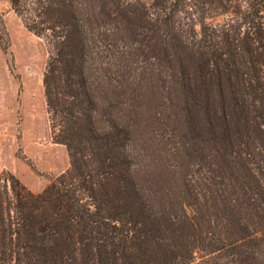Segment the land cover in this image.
<instances>
[{"label": "trees", "instance_id": "trees-1", "mask_svg": "<svg viewBox=\"0 0 264 264\" xmlns=\"http://www.w3.org/2000/svg\"><path fill=\"white\" fill-rule=\"evenodd\" d=\"M47 1L46 17L39 22L28 14L29 9L20 7V0L11 1L29 31L53 41L54 51L43 77L47 106L58 111L56 80L64 81L70 91L72 69L78 67L84 96L81 103L91 117L96 108L84 77L86 41H96L98 21L108 18L111 24L116 17L96 11L101 0H88L92 12L86 17L83 12L77 14L75 1L85 6L87 0H58L61 5L56 7V0ZM34 11L35 18L41 16L36 7ZM141 16L154 40H164L162 59L169 72L166 92L179 91L184 118L197 145L199 180L213 199L217 218L234 215L237 207L256 218L252 225L257 226L239 238L241 244L234 239L226 246L237 249L234 252L242 256L244 264H264V0H152L142 5ZM117 28L115 22L102 43L114 46ZM74 43L80 44L78 63L70 53ZM1 47L8 52V43L1 42ZM155 51L154 58L160 61L156 58L159 50ZM193 72L202 77L204 87L202 98L194 105ZM210 113L216 140L213 160L208 138ZM74 138L70 127L59 123L52 139L66 146L70 167L41 192L30 191L10 172L0 176V264H117L118 259L124 264L130 254L139 258L144 250V239L125 226L129 216L122 205L113 202L114 191L105 186L111 178L102 172L103 167L114 164L115 151L130 138L103 142L92 135L86 140L87 147ZM91 164L94 166L89 168ZM233 169L240 175L234 187L229 182Z\"/></svg>", "mask_w": 264, "mask_h": 264}, {"label": "rangeland", "instance_id": "rangeland-1", "mask_svg": "<svg viewBox=\"0 0 264 264\" xmlns=\"http://www.w3.org/2000/svg\"><path fill=\"white\" fill-rule=\"evenodd\" d=\"M11 1L0 0V176L10 172L38 193L66 171L70 167L67 148L52 139L59 123L70 127L74 139L85 147L92 135L103 142L124 141L125 136L130 139L115 151L114 164L102 169L111 178L105 186L114 191L113 202L122 205L129 216L125 226L134 228L133 233L145 241L139 258L138 254H130L124 264H244L242 256L234 252L237 249L226 243L245 236L257 226L252 225L256 218L237 207L234 215L218 219L210 193L202 190L197 145L184 118L179 91L172 95L166 92L169 72L162 59L164 40H154L149 24L141 16L142 5L152 0L98 3L96 11L108 12L116 19L111 24L108 18L98 21L96 41H86L84 77L96 108L91 117L90 110L81 103L84 96L78 67L72 69L74 83L70 91L64 81L56 80L58 111L48 108L43 77L54 51L53 41L29 31ZM57 1L53 7L61 5ZM75 4L78 15L91 14L88 0L85 6ZM19 5L29 9L28 14L37 22L46 17L47 0H20ZM35 7L40 17L35 18ZM115 22L118 38L114 46H106L101 38ZM125 26L127 29H122ZM98 32L102 33L99 37ZM126 32L128 37H120ZM1 42L8 43V52L3 51ZM79 50L80 44L70 45L76 63ZM155 50H159L156 58L160 61L154 58ZM191 80L194 105L202 98L204 87L202 77L195 72ZM212 123L210 113L211 160L216 156ZM83 153L88 160L87 152ZM239 181V172L231 170V185L237 186ZM222 245L224 250H217ZM221 254L224 256L219 257ZM117 264L122 261L118 259Z\"/></svg>", "mask_w": 264, "mask_h": 264}]
</instances>
